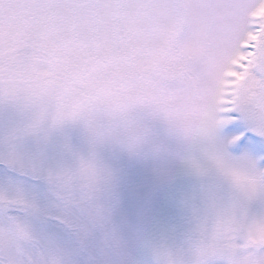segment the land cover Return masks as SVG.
<instances>
[{
    "label": "snow or ice",
    "instance_id": "1",
    "mask_svg": "<svg viewBox=\"0 0 264 264\" xmlns=\"http://www.w3.org/2000/svg\"><path fill=\"white\" fill-rule=\"evenodd\" d=\"M0 107V264H264V0H0Z\"/></svg>",
    "mask_w": 264,
    "mask_h": 264
},
{
    "label": "rangeland",
    "instance_id": "2",
    "mask_svg": "<svg viewBox=\"0 0 264 264\" xmlns=\"http://www.w3.org/2000/svg\"><path fill=\"white\" fill-rule=\"evenodd\" d=\"M17 118L16 113L7 108L0 107V129L15 121ZM71 141L74 146L79 147L82 144V134L78 130H70L69 132ZM62 136H56V143H62ZM192 227L191 223L185 221L183 224L178 225L174 232L163 234L160 238L166 239L169 244H180L184 238V234Z\"/></svg>",
    "mask_w": 264,
    "mask_h": 264
}]
</instances>
